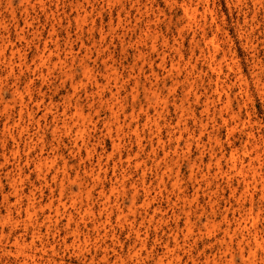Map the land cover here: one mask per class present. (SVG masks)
<instances>
[{
    "label": "rangeland",
    "instance_id": "rangeland-1",
    "mask_svg": "<svg viewBox=\"0 0 264 264\" xmlns=\"http://www.w3.org/2000/svg\"><path fill=\"white\" fill-rule=\"evenodd\" d=\"M0 22V264H264V0H0Z\"/></svg>",
    "mask_w": 264,
    "mask_h": 264
},
{
    "label": "bare ground",
    "instance_id": "bare-ground-1",
    "mask_svg": "<svg viewBox=\"0 0 264 264\" xmlns=\"http://www.w3.org/2000/svg\"><path fill=\"white\" fill-rule=\"evenodd\" d=\"M85 16L86 15H83V16L78 15L77 21L78 22L79 21L83 22V20L85 19ZM0 24H2V22H0ZM147 35L148 34H146V36ZM148 36H150V34ZM151 40H152L151 41V48L154 49V47H155V40L154 41H153V39H151ZM57 50L58 49L53 50V48H51V46L48 45L47 42H44L42 48L39 49V51L37 53V60L35 61V64H37V66H39V67H46V66H48L49 63H53L54 65H56V64H64L65 61L61 59L60 53L57 52ZM15 52H17L16 49L14 50L13 48H11L10 55H9L8 58H6L7 59V65L10 66V67H12V65L16 61H18V60L20 61L21 60L20 59V56H19V58L15 56ZM5 53H6V46L3 44V46H1L0 54H2L3 56H5ZM138 53H139V55H141L142 54V51H139ZM209 55H210L209 56V59L211 61V67H212V69L213 70L220 71L221 70V64H220V62H218V63L215 62V59H214L215 56H214V54L210 53ZM52 56H56V58H57V61L55 63L52 62L53 61ZM113 79L116 80L115 77ZM218 88L219 87L217 86V90H218ZM144 90L147 93H149V94H155L154 93V89L151 86L148 87L147 89H144ZM98 97H99V99H101L102 98V95L99 94ZM20 98L22 99V96ZM214 102L215 101L213 99L206 98L205 99V102H204V112H207L208 113L210 111V109H211L210 108V104H214ZM225 102L227 104V101H225ZM102 104H105L106 105V107L108 108V110L110 112V115L113 116V118L115 119V121H118V118H117L118 112L115 109V104L112 103V102H110L109 100H105L104 103H102ZM64 114L66 115V109H64ZM69 118H70L69 121H65V119H64V122H63L65 124L66 130H67L66 133H72L73 132V133H75V137L76 138L82 137L83 131H84L85 126H86L85 125V122L90 121L91 118L89 116L83 115V112H81L80 110H77V109L69 115ZM153 121H154V125L158 127L157 120L154 119ZM149 122H152V121H151L150 118H147L146 123L144 124V127L145 126L146 127L149 126L148 125ZM223 122H226L227 123L228 121L226 119H223ZM111 123L112 122L108 121L107 124H106V130H107V134L109 136H112V129H111V127H112V124H114V123H112V124ZM200 123H201L200 124V127L201 128H203V127L205 128L206 127V125L203 124L202 121ZM126 126L128 127L129 130H132L133 133L136 134V137L138 139L137 141L139 142L138 145H141L140 142H141L142 139L139 136L137 126L132 127L130 123L127 124ZM121 128H122L121 126H119V127L117 126V131L115 133L116 134V137L112 139V144H113V147L114 148H118L119 145H120V139L121 138H119V136H118L117 133L120 130H121L120 132L123 133V129H121ZM148 128H151V127H148ZM184 130H185V128H184ZM200 133H201V131H200ZM180 135H182V132H180ZM254 159L255 158H252V160L250 161V163H248V165L246 167L244 165L243 161H241V159H239V160L236 159V157L234 156V153H232V155H231V167H232V169L236 170L242 176H247L246 175L247 173L254 174L255 171H256V168H255L254 163H253ZM44 161L46 162L47 161V158H44ZM40 164L41 163H39V166H41ZM98 165L100 166V163H98ZM63 167H66L65 164H64ZM198 168H199V165H198ZM192 170L193 169H191V171ZM217 170H218L219 173H222L221 167L219 166V163H217ZM91 175H93V171L92 170H91ZM96 177H97V175L95 176V178ZM99 179H100V177H97V180H99ZM13 191H14L15 194H18L16 187L13 189ZM109 206L110 205H109L108 202H104L103 204H101L100 213L99 214L105 213L104 218H101L100 219V225L101 226H105V224L109 220V217H110V215H109L110 213L108 212ZM92 208H93L92 206L90 208L89 207H86V210H85L84 213H92L91 212V209ZM253 240H254L253 242L255 243V247L256 248L261 247L263 245L262 241L261 240L259 241L255 236H254V239ZM243 250H244L243 247L240 248V252H242Z\"/></svg>",
    "mask_w": 264,
    "mask_h": 264
}]
</instances>
